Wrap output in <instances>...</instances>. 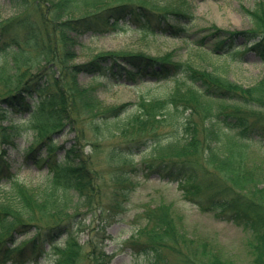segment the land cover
Returning a JSON list of instances; mask_svg holds the SVG:
<instances>
[{
    "label": "trees",
    "instance_id": "16d2710c",
    "mask_svg": "<svg viewBox=\"0 0 264 264\" xmlns=\"http://www.w3.org/2000/svg\"><path fill=\"white\" fill-rule=\"evenodd\" d=\"M44 1L9 18L0 15V120L28 115L14 128L27 126L39 137L24 158L48 171L44 189H30L0 154V176L7 173L10 184L0 196V264H44L47 245L58 252L52 264H111L106 231L124 215L140 175L204 192L223 220L256 233L251 263L264 264V158L250 149L264 140V77L244 87L225 75V64L203 66L172 53L99 52L80 63L70 36L100 34L109 20L129 18L139 31L182 40L201 56L237 55L242 38L264 59V2L246 10L248 31L213 26L192 32L193 6L173 0L102 7L96 3L103 0ZM89 4L82 16H71ZM80 74L111 86L125 77L138 100L104 108L98 89L81 85ZM150 81L155 86L144 88ZM64 129L74 133L69 145L56 138ZM145 218L127 241L145 264H230L193 239L169 205L146 209Z\"/></svg>",
    "mask_w": 264,
    "mask_h": 264
},
{
    "label": "rangeland",
    "instance_id": "374dc122",
    "mask_svg": "<svg viewBox=\"0 0 264 264\" xmlns=\"http://www.w3.org/2000/svg\"><path fill=\"white\" fill-rule=\"evenodd\" d=\"M40 1L43 2V0ZM56 1L58 0H45L44 3L49 4ZM119 1L103 0L96 4L97 7H102ZM167 1L170 2V0ZM167 1L159 2V5L163 6ZM173 1L177 6H181V4L193 6L195 21L191 28L192 32H199L213 26L227 32L248 31L251 28V23L246 10L253 9L258 1L264 2V0ZM18 2L21 3L16 4L14 0H0L1 17L9 18L18 14L36 4L38 0H19ZM90 8H93L91 4L80 9L76 8L70 14L79 17ZM33 18L35 19V17ZM106 28L103 33L96 35L89 31L81 35L70 34L76 42L74 49L77 53V62H85L91 55L99 52L142 51L152 56L172 53L176 60L195 61L203 66H211L212 63L218 66L225 64V75L244 87L251 86L264 77V59L252 51L251 45L242 38H238L235 48V50H239V54L212 59L206 55H199L193 51L191 45L182 40L163 35L145 34L139 31L138 26L129 18L122 21L111 19ZM93 78L80 74L78 80L81 85H93L98 89V95L104 108L114 107L121 103L137 102L139 94L131 87L132 82L127 78L118 80L120 84L116 86H111L104 78L99 80ZM138 78L135 76V79ZM153 82L145 83L144 88L145 86L154 87ZM29 102L33 105L37 101L29 99ZM27 118V114H11L7 120H0V154H5L3 155L4 161L9 166L12 175L20 183L33 190L44 189L47 169L41 171L34 158L26 160L23 153L38 141L39 133L34 132L31 128L27 132V126L14 128V126L23 125ZM169 130L168 128L162 129L161 133L165 135ZM56 138L59 144L65 142L69 145L73 141L74 133L64 129ZM250 149L251 152L253 151L252 153L264 158V140L260 144L251 145ZM140 160V156H137L136 162ZM0 180L1 196L10 188V184L7 182V173L2 174ZM133 180L136 188L125 204L124 215L118 222L110 225L106 231L108 238L104 240V250L112 257L111 264H145L143 257L134 253L127 241L133 235L134 229L139 230L146 224V209L148 212L149 209L162 205H169L170 210L182 217L184 227L187 233L193 236V239L195 237L197 240L204 241L212 250L227 259L230 264H252L251 246L257 241V238L255 240L256 233L251 228L239 227L233 222L223 220L219 215L221 211L212 205L204 192L194 191L186 183L171 181L169 178L161 179L158 175L149 177L140 175ZM86 239L87 235L83 233L80 236V242L83 244ZM65 242H60V250ZM51 248L50 245L45 247L48 259L44 264H52L57 257L58 252L51 251Z\"/></svg>",
    "mask_w": 264,
    "mask_h": 264
}]
</instances>
